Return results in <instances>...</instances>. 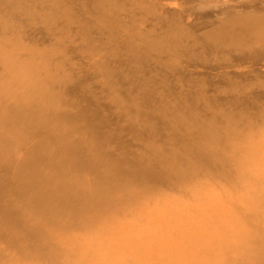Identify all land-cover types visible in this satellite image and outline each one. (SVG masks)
Returning <instances> with one entry per match:
<instances>
[{
	"label": "bare ground",
	"instance_id": "bare-ground-1",
	"mask_svg": "<svg viewBox=\"0 0 264 264\" xmlns=\"http://www.w3.org/2000/svg\"><path fill=\"white\" fill-rule=\"evenodd\" d=\"M213 10L198 26L196 14L179 0H0V91H11L14 97H0V120L20 136L23 156L0 160V220L17 217L7 200L11 166L18 175L26 173L14 186L18 202L36 203L43 196L59 205L70 199L64 192L70 184L54 185L51 176L42 173L62 177L65 165L89 170L95 178L112 174L106 179L110 185L117 182L116 172H124L136 186L171 187L173 180H165L163 171L151 169L150 163L162 155L186 154L200 161L203 155L218 153L197 147L201 141L243 143L253 138L254 147L245 144L240 156L264 159V62L256 64L262 73L234 58L218 61L213 69L193 62L198 51L208 48L264 50V0H219ZM72 46L78 57L88 60L92 80L83 78L85 66L70 52ZM200 70L211 71L225 83L213 92L217 95L201 84ZM75 80L98 101L103 94L119 100L111 102L119 130H105V119L92 120L100 113L99 105L90 110L71 97L69 84ZM49 93L56 98L47 97ZM39 97L65 110H44L41 104L26 102ZM49 123L68 129L54 132L46 127ZM211 128L223 134L207 132ZM236 130L238 134L231 132ZM122 132L137 142L136 150L121 142ZM28 140L38 143L29 145ZM48 142L55 148H46ZM112 145L114 154L108 152ZM243 169L245 176L248 171ZM255 185L262 195L227 201L236 210L237 222H217L215 230L202 232L194 244L184 246L193 253L186 264H264V184ZM43 186L61 196L42 194Z\"/></svg>",
	"mask_w": 264,
	"mask_h": 264
},
{
	"label": "rangeland",
	"instance_id": "rangeland-1",
	"mask_svg": "<svg viewBox=\"0 0 264 264\" xmlns=\"http://www.w3.org/2000/svg\"><path fill=\"white\" fill-rule=\"evenodd\" d=\"M179 1L184 2L185 9L196 14L197 17L194 16L198 22L207 20L215 13L213 9L217 8L219 0L207 3L200 0ZM200 21L196 25L199 26ZM34 37H39V34ZM135 42L141 46L138 39ZM69 50L85 66L83 78L92 80L95 75L88 60L78 57L75 46ZM206 50L198 51L193 62L213 69L218 66V61L234 58L244 62L245 66L252 65V70L261 72L260 66L257 69L256 64L264 62V50L256 53L236 49ZM247 61L250 64H246ZM198 73L201 75L199 80L203 81L201 84H208L205 88L210 95H217L213 92L225 86L220 77L211 71L200 70ZM252 78L253 74L248 76V80ZM171 79L175 80L173 77ZM69 88L71 97L82 101L90 110L97 109L98 105L101 107L99 115L92 118L94 122L105 119V130L108 131L110 127L117 129L121 122L111 103L116 98L111 101L103 94L98 101L93 94L85 93L77 80L71 82ZM254 91L262 94L261 90ZM1 96L12 101L14 99L12 92L6 89L0 91ZM47 97L56 98V94L49 93ZM26 102L38 106L41 104L44 110H65L59 105H46L40 97ZM139 123L142 125V122ZM46 127L54 132H65L68 129L67 126L50 123ZM215 129L211 128L207 132L223 134L220 129ZM190 130L198 131L194 127ZM231 132L238 134L237 130ZM20 140V136L0 120V160L23 157L18 150ZM252 140L243 143L238 140H225L223 143L201 141L197 147L212 148L218 153L203 155L200 161L186 154L158 157L150 163V167L163 171L165 180H173L171 187L159 186L157 183L136 186L124 172H116L113 178L118 184L110 185L106 179H111L112 174H105L106 179L102 176L95 178L93 172L75 169L70 165L61 167L65 171L62 177L54 175L53 171H44L42 174L51 176L54 185L59 181L70 184L64 190L70 199L59 205L47 202L43 196L36 203L29 199L18 202L14 186L23 182L26 173L18 175L14 166H11L7 182V189L11 192L7 200L17 217L0 220V264H186L193 253L185 249V245L194 244V238L202 232L215 230L217 222L223 226L237 222L234 218L236 210L227 203L228 200L262 195V190L255 182L264 184V165L261 164L264 159L240 156L244 153L245 144L250 145V149L254 147L255 140ZM121 142L133 151L137 149V142L126 132H122ZM27 143L35 145L38 141L28 140ZM114 145L108 147V152L114 154ZM44 146L50 150L55 148L50 142ZM238 158H241V162ZM93 165L101 171H108L100 163ZM243 168L248 171L245 176L241 174ZM41 193L61 196L48 186H43Z\"/></svg>",
	"mask_w": 264,
	"mask_h": 264
}]
</instances>
